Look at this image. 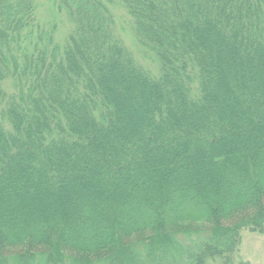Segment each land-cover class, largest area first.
<instances>
[{"label": "trees", "instance_id": "1", "mask_svg": "<svg viewBox=\"0 0 264 264\" xmlns=\"http://www.w3.org/2000/svg\"><path fill=\"white\" fill-rule=\"evenodd\" d=\"M246 228L264 234V0H0V264H207Z\"/></svg>", "mask_w": 264, "mask_h": 264}, {"label": "rangeland", "instance_id": "2", "mask_svg": "<svg viewBox=\"0 0 264 264\" xmlns=\"http://www.w3.org/2000/svg\"><path fill=\"white\" fill-rule=\"evenodd\" d=\"M49 10V5H45L42 8V14H45ZM49 13V12H48ZM117 15V29L119 33L123 36V33L125 34L126 31L128 41H132L131 35L132 32L129 31V25L127 23L129 16L125 12V10L119 9L116 12ZM123 18V20H121ZM58 30H57V40L60 44L64 45L65 38L68 35V25L63 24L62 18L58 19ZM68 23V22H66ZM124 37V36H123ZM125 39V37H124ZM126 41V40H125ZM127 42V41H126ZM128 44V43H127ZM62 46V45H61ZM51 86L53 89L54 97L57 98L58 101L66 104V100L64 97V94L62 92L61 86L58 84V79H54L51 82ZM9 89L13 90L10 85H7ZM70 103V102H69ZM69 103L66 106H69ZM72 105L70 104L69 107ZM140 121V120H139ZM199 209L190 210L188 212L189 219L186 220L184 223H182V226H191L195 227V233L196 235L200 236L202 235L204 228L207 227V225L204 226L205 220L204 215L200 211H195ZM192 222V223H191ZM196 222V223H195ZM192 224V225H190ZM180 226V224H179ZM203 226V227H202ZM188 234V233H187ZM197 236V237H198ZM163 237V236H162ZM23 259V260H21ZM15 264H38L39 260L38 257L35 258H18L15 260ZM108 262V261H107ZM264 264V234L254 232L248 228L243 229L241 233L240 242L235 250L234 253L230 255V258L228 257V260H210L207 264ZM104 264V263H103Z\"/></svg>", "mask_w": 264, "mask_h": 264}]
</instances>
